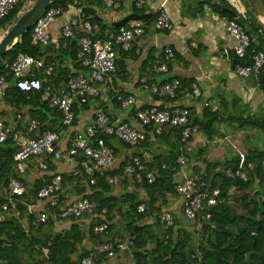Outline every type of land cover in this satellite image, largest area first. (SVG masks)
I'll list each match as a JSON object with an SVG mask.
<instances>
[{
  "label": "trees",
  "instance_id": "16d2710c",
  "mask_svg": "<svg viewBox=\"0 0 264 264\" xmlns=\"http://www.w3.org/2000/svg\"><path fill=\"white\" fill-rule=\"evenodd\" d=\"M103 2L104 0H53L50 9L60 8L68 12L70 9L75 8L76 11L80 12L78 18L82 22L88 21L94 25H99L100 32L91 36V38L105 41L111 34L118 33L120 28L108 25L105 21L100 22L85 11V7L91 6L102 9ZM244 2L249 8L252 23L246 20H239L238 23L246 29L251 40V47L245 58L240 59L235 55L233 58L235 67L236 65H241L248 68L253 66L254 55L264 51L261 50L264 47V41L261 39L262 35L260 33L261 31L264 34V29L258 22L247 0H244ZM31 7L32 5H26L25 1L22 2L9 17L0 22V32L9 31ZM220 10L218 11L223 17H228L231 20H236L238 17L234 10H228L225 6ZM35 25L36 23L22 37L21 42L12 46L3 57L6 67L0 70V82L4 80L7 86L5 98L8 105L19 112H23V115H28L30 120H36L40 123L38 132L33 134L34 137H37L47 132H60V130L67 128L63 126V117L60 111L57 108H52L48 102L42 100V92L35 91L28 94L21 91L17 87L15 76L11 71L12 64L21 55L29 56L34 60H42L48 54V50L43 51L41 47L33 45L32 34ZM59 48V51L63 53L64 51L65 53L71 51L72 60H78L79 39L72 40L65 50H62L61 44ZM49 67L53 68V73L49 77L48 83L57 89L64 86L72 75L68 70L59 71L56 65L46 58L44 68L48 69ZM78 71H80L79 73L85 72L81 64H79ZM76 76L78 74L74 77ZM258 80L264 93V68L260 72ZM173 81L163 84H171ZM180 83H182V86H187L190 89L189 93L192 94V82L180 81ZM179 95L178 92L176 98L168 99L175 102L179 99ZM87 105L81 104L80 101H75L73 106V111L76 115L75 124L78 116L87 109ZM220 119L219 111L213 113L209 109H205L201 119H193L190 112L189 126L187 127L198 126L204 132L206 138L212 141L219 133L215 129L214 124ZM239 123L242 127L241 129L250 128L251 130L261 131L264 134V116L261 120L257 118L255 120H241ZM184 129L186 127L169 128L161 135H156L154 126L146 128L147 139L142 144V148L139 147L140 149H143V146L147 143L148 135H152L155 141L164 142V140L168 139L174 141L171 145L173 151L170 154L163 155L159 153L158 155L151 152L152 159L150 161L143 160L146 171L153 173L155 176L156 180L153 183H149L147 180L137 183L134 177L126 174V168L133 164V160H126L118 168L112 167L108 170H98L93 176H90L82 167L85 159H75L78 163V171L72 176H62V189L56 196L64 202V205L67 204L70 199L65 197L63 191L70 185L74 193L81 197L80 200H88L96 205V212L89 216L83 215L81 218L58 219L70 220L74 223L73 228L64 235L52 238L48 245H43V248L39 250L37 249L38 242L25 232L20 221L14 215L16 213H10L12 214L11 218L7 222L0 223V261H6L7 264H26L22 248L28 246L31 252L35 253L32 264H82L84 259L90 258L96 253L99 246L114 242L116 238L129 236L133 240L134 246L127 255L131 257L134 264H264V200L261 197V190L256 192L252 198L249 195L245 198V205L240 214L230 206V200L233 198V193H231L233 188H237L239 192L244 194L254 185H259L264 189V149L248 150L245 154L247 163L254 166V172L251 174V179L248 183L238 178L230 177L225 173V171L235 172L238 169L241 159L238 157L227 161H205L204 172L196 167L194 168V173L204 174L209 189L219 187L222 193L218 205L198 215L199 223L202 224L203 235L201 234L202 242H199L197 250L193 246L192 236L183 235L177 230L176 219L174 227L164 228L162 226V213L171 206L172 199L175 200L177 197L175 192V178L179 172L177 160L182 155L189 157L190 163L192 159L187 154L186 148L193 137L188 143H183L182 132ZM94 139H104L109 145L112 138L98 131ZM124 145L131 148L126 144ZM15 153L16 149L11 140L0 145L1 210L7 203V189L13 177L22 181L27 187L24 176L14 170ZM142 154L138 156L142 157ZM45 162L48 163L49 171L51 172L54 169V160L51 161L47 157ZM163 165H166L167 168L163 169ZM49 171L46 173L47 175H50L48 174ZM47 177L51 178V176ZM108 177L117 180V185L109 184L107 182ZM93 178L96 179V184L94 185L91 184ZM41 187L42 182L37 185L34 193L28 190L23 200H16L15 207L20 217L28 213V205L37 203L36 195ZM130 187L141 189L143 194L121 192ZM43 201H46L49 205L47 200ZM142 205L146 206V211L139 213L138 209ZM12 211L10 210V212ZM48 212L60 215L61 209H51ZM207 215L211 218H208ZM29 217L31 223L33 218L30 211ZM239 221H244L245 226L242 230L236 231L235 226ZM80 223L85 224L86 227ZM104 224L107 225L106 231L101 234L97 233L96 229ZM33 232L34 230L31 229V233ZM88 239L95 242L96 248L90 252H85L81 246ZM197 253L202 255L201 260L198 258L193 259ZM108 260L109 258L104 254L98 259L96 264H104Z\"/></svg>",
  "mask_w": 264,
  "mask_h": 264
},
{
  "label": "crops",
  "instance_id": "0c3cea01",
  "mask_svg": "<svg viewBox=\"0 0 264 264\" xmlns=\"http://www.w3.org/2000/svg\"><path fill=\"white\" fill-rule=\"evenodd\" d=\"M24 1L26 5L33 6L37 0ZM116 1L122 4V8L118 11L108 9L104 4L102 9L92 6L85 8L96 11L97 15L102 18V21H105L108 25L115 28H117V24L125 22L130 18L132 21L144 23L145 34L136 40V49L133 52L124 53L120 50L117 52L119 70L113 84L101 86V95L96 99L90 100L87 109L78 116L77 123L73 128L62 129L58 132L62 133V149L69 147V140L75 135L82 134L86 128L93 126L97 116L101 113L108 115L109 123L112 126L126 123L135 129L142 130L135 117L136 109H123L116 99L118 93L132 95L144 110L152 106L166 110H171L175 107L188 108L193 119H201L203 112L207 109L205 107L206 103H213L218 106L221 119L214 124V127L219 133L214 140L209 141L204 132L200 130L190 140L186 152L192 159L190 163L188 157L189 165L186 169L187 175H204L203 173H194V168L196 167L204 172L205 161H227L234 157L241 158V155L246 154L248 150L264 149L262 146L258 147L264 140V134L261 135V131L251 130L250 128L241 129L242 127L239 123L241 120H255L256 118L261 120L264 116V93L261 89L258 76L254 73L248 77L243 76L237 69L238 67H246L241 65L234 66L233 56L237 40L228 32V21L231 19L223 17L218 11L225 6L228 10H234L236 14L239 11L245 12L247 16L246 21L252 23L249 8L244 0ZM164 2H167L166 8L175 26L172 32L157 31L155 28L158 10ZM79 13L75 8L70 9L68 12L64 11V14L51 24L47 29V33L54 42L48 46L38 45L43 51L48 50V54L42 60L33 59V65L22 75V79L39 78L43 83L49 84L48 81L49 77L52 76L53 68H44L46 58L55 64L59 71H70V74H72L70 77H74L76 74H83V72L79 73L80 71H78L79 61L72 60L71 51L68 53L59 51L60 44L62 45V50H65L72 41L64 38L63 29L67 26L69 19L78 17ZM239 20H244V18L241 17ZM130 22L129 20L126 21L125 26ZM7 33L8 31L0 32V43ZM260 33L262 35L261 39L264 41V34L261 31ZM255 40L257 41V39ZM169 48L175 53L174 58L167 62L169 71L166 73L155 72L152 67L153 64L164 59L166 50ZM261 50H264V47ZM50 69H52V73L48 75L47 72ZM176 79L181 82H192L193 85H197L202 93L201 98L195 99L189 93L190 89L187 86H182V83L181 91H179V99L175 102L168 98H160L152 93V87ZM54 89L57 88L54 87ZM23 110L25 111L26 109ZM23 114V112H19L14 107L8 105L5 96L0 97V121L9 126L16 125L17 128L20 126L18 131L29 137L27 127L31 120L28 115L25 116ZM19 115L22 116L21 120L18 119ZM173 142L171 139L164 140V142L155 141L152 135H148L147 143L143 146V149H140L125 147L122 142L111 139L109 146L116 155V163L113 167L118 168L126 160L132 161L134 157L142 154L143 150L150 151L153 154L159 155V153H162L163 155H168L173 151L171 147ZM51 161L53 160L51 159ZM53 166L54 169L51 172L49 171L48 174L50 175H47L40 170L37 163L30 165L29 171L24 176L27 184V193L28 190L31 193L35 192L43 176H72L78 171V163L75 159L68 162L54 160ZM183 178L184 176L182 174L177 175L175 181L180 182ZM259 190H261V197L264 200V189L259 185L251 187L248 192H245L246 195L239 192L237 188H233L231 190L233 198L230 200V206L240 214L245 205V198L248 195L252 198L256 192H260ZM63 192L65 197L72 202L80 200L81 198L74 193L70 185ZM121 192L143 194L141 189L133 187L127 188V190L124 189ZM31 207L36 212L51 211L46 201L37 202ZM182 209L183 201L177 196L175 200L172 199L171 206L167 210L173 213L177 223V230L183 235L192 236L193 246L197 250L199 242H202L201 236L203 235V230L202 228L200 229L202 224H200V227H197L187 221ZM10 213L13 214L14 212H6L0 209V223L7 222L11 218L10 216L12 214ZM14 215L20 221L25 232L28 235L30 234L38 242V250L43 248V245H48L52 238L70 232L74 226V223L70 220H55L43 226L39 231L31 233L29 211L22 217L18 214ZM85 222L89 223L90 221ZM82 225L86 227L85 224ZM244 226V221H239L235 229L236 231H240ZM81 248L85 252H90L96 248V245L95 242L88 239L84 241ZM22 252L26 264H32L35 253H32L28 246L23 247ZM0 264H7V262L0 261ZM104 264L134 263L127 253H120L115 259H109Z\"/></svg>",
  "mask_w": 264,
  "mask_h": 264
},
{
  "label": "built area",
  "instance_id": "2783aa9c",
  "mask_svg": "<svg viewBox=\"0 0 264 264\" xmlns=\"http://www.w3.org/2000/svg\"><path fill=\"white\" fill-rule=\"evenodd\" d=\"M23 1L0 0V22L9 17ZM103 4L113 11H118L122 8L121 2L116 0H104ZM166 5L167 2H164L158 10L155 28L157 31L172 32L175 26ZM62 14H64L62 9L53 8L49 9L45 16L37 20L32 34V42L35 46H48L54 42L47 33V29ZM237 15L236 20L228 21V32L237 40L234 55L243 59L251 47V40L246 29L238 23L241 17L246 20V13L239 11ZM144 25V23L131 21L120 28L118 33L111 34L104 41L91 38V36L100 32L99 25H94L88 21L82 22L78 17H73L69 19L67 26L63 29V36L68 41L79 39L80 48L77 58L85 72L76 77H70L64 87L54 89L53 86L45 84L39 79H22V75L33 65L34 60L29 56L21 55L11 66V71L17 80V87L28 94L41 91L42 100L48 102L52 108H57L60 111L63 117V126L67 129L73 128L76 121V115L73 111L75 101H80L81 104H88L90 100L96 99L101 95L100 88L102 85L113 84L119 70L117 64L118 50L124 53L133 52L136 49V40L145 34ZM227 55L229 54L227 53ZM173 58L174 51L171 48L167 49L165 58L155 62L152 66L153 70L159 73L168 72L167 62ZM263 68L264 51H260L254 55L252 67H238L237 71L246 77L252 73L259 76ZM51 73L52 69L48 70L47 74L51 75ZM0 85V97H3L6 89L5 81L1 80ZM180 88V81L174 80L171 84L154 86L151 91L160 98L174 99ZM192 90V96L195 99L201 98L202 93L197 85H193ZM116 99L123 109H136L135 117L142 130L135 129L126 123L112 126L109 123L108 115L101 113L97 116L93 126L86 128L82 134L75 135L69 140V147L62 149V133L47 132L41 136H33L40 128V123L36 120L29 122L27 127L29 137L19 132L16 125L9 126L0 121V145L9 140L12 141L16 149L14 170L22 176L27 174L32 163H37L40 170L47 173L49 171L48 163L45 162L47 157L60 162H68L77 158L85 159L82 167L88 175L93 176L98 170H108L116 163V155L106 141L104 139H94L98 131L132 148H142V144L147 139L146 128L150 126H154L156 135H161L169 128L186 127L182 132L183 143H188L192 137L200 132L198 126L187 127L189 126L190 118V110L188 108L175 107L174 109L166 110L152 106L144 110L132 95L118 93ZM205 107L213 113L219 110L218 106L213 103H206ZM18 119L21 120L22 116L19 115ZM151 159V152L143 150L142 157L136 156L133 158V164L126 168V174L134 177L137 183H142L144 180L149 183L155 182L154 174L146 171L147 169L143 162V160L150 161ZM177 165L179 166L177 175L182 174L184 176L182 181L175 182V192L183 201V214L190 223L200 227L198 215L218 205L222 195L221 189H209L204 175H187L186 169L189 165L187 156H180L177 160ZM162 168L166 169L167 166L163 165ZM253 171V165L248 164L245 154H242L238 169L235 172L227 171L226 173L230 177L238 178L248 183ZM41 182L42 187L38 189L36 195L37 202L47 200L51 209H61V213L57 215L48 211L34 212L32 205H28L33 218L30 223L32 230L39 231L43 226L58 219L81 218L83 215L89 216L96 212V205L84 199L69 201L64 205V202L56 196L62 189L63 178L61 175H55L51 178L43 176ZM107 182L115 185L118 183L117 180L111 177L107 178ZM91 184H96L95 178L91 180ZM7 191V203L3 206V210L6 212L13 210L12 212L19 215L15 204L17 199L23 200L27 194L26 186L22 181L13 177ZM138 211L139 213H144L146 206H140ZM207 217L211 218L209 215ZM161 224L164 228L174 227L175 217L171 211L167 210L162 213ZM106 229L107 225L104 224L97 228L96 232L101 234ZM133 246L134 242L129 236L116 238L114 242L99 246L96 253L90 258L84 259L82 264H96L98 259L104 254H106L107 258L114 259L120 253H130ZM201 257L202 255L197 253L193 259L198 258L201 260Z\"/></svg>",
  "mask_w": 264,
  "mask_h": 264
},
{
  "label": "water",
  "instance_id": "95a60500",
  "mask_svg": "<svg viewBox=\"0 0 264 264\" xmlns=\"http://www.w3.org/2000/svg\"><path fill=\"white\" fill-rule=\"evenodd\" d=\"M247 2L255 14L258 22L264 29V0H247ZM52 3L53 0H37L33 6L9 29L8 33L0 43V70L6 67V62L3 59L6 53L12 46L21 42L22 37L34 26L37 20L51 8ZM85 11L93 15V17L100 22L102 21L96 11L90 8H85ZM130 19H127L126 21H132ZM126 21L117 24L116 27L120 28L125 26ZM68 81L69 79L67 82Z\"/></svg>",
  "mask_w": 264,
  "mask_h": 264
},
{
  "label": "rangeland",
  "instance_id": "374dc122",
  "mask_svg": "<svg viewBox=\"0 0 264 264\" xmlns=\"http://www.w3.org/2000/svg\"><path fill=\"white\" fill-rule=\"evenodd\" d=\"M261 135H263V132L261 133ZM260 146L264 147V140H263V142H261V143L258 145V147H260Z\"/></svg>",
  "mask_w": 264,
  "mask_h": 264
}]
</instances>
